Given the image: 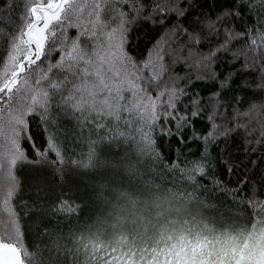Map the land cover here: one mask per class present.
<instances>
[{
    "label": "snow or ice",
    "instance_id": "1",
    "mask_svg": "<svg viewBox=\"0 0 264 264\" xmlns=\"http://www.w3.org/2000/svg\"><path fill=\"white\" fill-rule=\"evenodd\" d=\"M0 264H264V0H0Z\"/></svg>",
    "mask_w": 264,
    "mask_h": 264
}]
</instances>
